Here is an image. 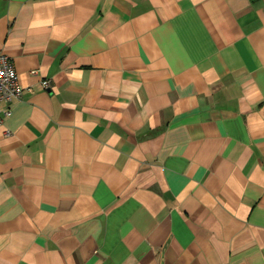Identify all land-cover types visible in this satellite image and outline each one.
Returning a JSON list of instances; mask_svg holds the SVG:
<instances>
[{"label": "crops", "instance_id": "1", "mask_svg": "<svg viewBox=\"0 0 264 264\" xmlns=\"http://www.w3.org/2000/svg\"><path fill=\"white\" fill-rule=\"evenodd\" d=\"M0 53V264H264V0H0Z\"/></svg>", "mask_w": 264, "mask_h": 264}, {"label": "built area", "instance_id": "2", "mask_svg": "<svg viewBox=\"0 0 264 264\" xmlns=\"http://www.w3.org/2000/svg\"><path fill=\"white\" fill-rule=\"evenodd\" d=\"M43 85L47 87L50 82L46 80ZM23 91L14 59L6 53H0V127L11 113L10 103L21 98Z\"/></svg>", "mask_w": 264, "mask_h": 264}]
</instances>
